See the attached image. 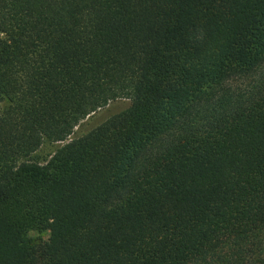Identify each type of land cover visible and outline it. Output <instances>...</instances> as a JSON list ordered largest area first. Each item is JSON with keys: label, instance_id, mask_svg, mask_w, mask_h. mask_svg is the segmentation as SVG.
Wrapping results in <instances>:
<instances>
[{"label": "trees", "instance_id": "trees-1", "mask_svg": "<svg viewBox=\"0 0 264 264\" xmlns=\"http://www.w3.org/2000/svg\"><path fill=\"white\" fill-rule=\"evenodd\" d=\"M0 264H264V0H0Z\"/></svg>", "mask_w": 264, "mask_h": 264}, {"label": "rangeland", "instance_id": "rangeland-1", "mask_svg": "<svg viewBox=\"0 0 264 264\" xmlns=\"http://www.w3.org/2000/svg\"><path fill=\"white\" fill-rule=\"evenodd\" d=\"M129 105L127 99H117L108 103L105 107L98 109L97 111L88 115L84 120H82L77 126H75L72 135L69 139L73 137H79L90 131L92 128L98 124L105 121L111 115L116 114ZM63 142H43L38 149L32 153L31 158L37 162L44 163L49 157L60 147ZM28 236L34 241L48 240L49 231L48 230H29Z\"/></svg>", "mask_w": 264, "mask_h": 264}]
</instances>
